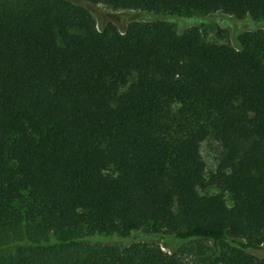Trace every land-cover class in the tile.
<instances>
[{
  "label": "trees",
  "instance_id": "obj_1",
  "mask_svg": "<svg viewBox=\"0 0 264 264\" xmlns=\"http://www.w3.org/2000/svg\"><path fill=\"white\" fill-rule=\"evenodd\" d=\"M85 1L145 22L0 0V248L18 246L0 264H264V0ZM215 14L260 27L232 46L172 26ZM133 231L165 242L82 243ZM192 241L217 251L187 262Z\"/></svg>",
  "mask_w": 264,
  "mask_h": 264
},
{
  "label": "rangeland",
  "instance_id": "obj_2",
  "mask_svg": "<svg viewBox=\"0 0 264 264\" xmlns=\"http://www.w3.org/2000/svg\"><path fill=\"white\" fill-rule=\"evenodd\" d=\"M78 6L84 7L92 16L95 21L97 30H100L102 26L107 23H112L116 28L123 32L126 30L129 24L132 22H145L140 17V12L135 10H114L105 5H92L85 0H67ZM165 14H157L150 18L152 20L167 19ZM199 18L196 25L194 19H187L183 25L177 26L176 23H172L176 33L180 34L186 29L197 27L201 36L206 42L222 45L230 44L234 45L235 39L244 31L252 30L251 26L260 27L259 23L246 19L245 21H238L234 17L215 14L209 16H195ZM169 24V23H168ZM171 25V23H170ZM248 27V28H247ZM234 37V41L232 38ZM222 149L220 144L216 142L212 137L207 138L200 145V155L205 164V178H208L216 170L219 162ZM200 195H214L218 191L215 188L208 187L204 190L198 191ZM226 204L231 207V201L225 196ZM165 240L160 239L158 236L147 234L143 231H133L127 237H121L119 235H101L82 240L84 245H97V246H112L118 248H126L132 244L145 243V244H158L163 245ZM18 246H9L0 248V259L11 256ZM165 251V249H164ZM212 243L202 241H192L179 246V253L182 258L187 262H194L200 259L208 260L216 253ZM252 253L259 258H264V246L260 250Z\"/></svg>",
  "mask_w": 264,
  "mask_h": 264
}]
</instances>
